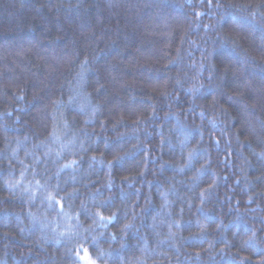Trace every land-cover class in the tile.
<instances>
[{
	"label": "clouds",
	"instance_id": "9594fccd",
	"mask_svg": "<svg viewBox=\"0 0 264 264\" xmlns=\"http://www.w3.org/2000/svg\"><path fill=\"white\" fill-rule=\"evenodd\" d=\"M9 89L0 264H264V0H0Z\"/></svg>",
	"mask_w": 264,
	"mask_h": 264
},
{
	"label": "trees",
	"instance_id": "16d2710c",
	"mask_svg": "<svg viewBox=\"0 0 264 264\" xmlns=\"http://www.w3.org/2000/svg\"><path fill=\"white\" fill-rule=\"evenodd\" d=\"M21 87L24 88V92L21 93L22 95H28L29 89L27 87V85H21ZM13 94V89H9L7 94H6V98H0V104H4V105H8L10 109H14L15 105L14 104H10L9 103V99L11 98ZM16 104H19V101H16ZM50 120V124H51V118H49ZM104 120V117H101V121ZM3 123V120H0V124ZM19 123V122H17ZM49 131H51V127L49 128ZM23 130L19 129V128H11V129H7L5 130L4 128L0 127V149H2L4 147V140L3 137L5 135L10 136V137H15V136H23ZM13 146H15V144H13ZM26 145H22L19 146L17 149V155L22 157L24 160V165H27L29 167V170H31L32 167V161L30 157H26L24 156V150H25ZM3 153H0V159H3ZM10 155V152H9ZM12 165V176L15 179H20V168L22 167V165L20 164V162L18 160L12 159L10 161H6L5 164L3 166H0V176L6 175L8 168L7 165L8 164ZM37 166H39V162H37ZM127 175V173H125ZM9 200H11V197H7ZM159 199V198H157ZM17 207V205L15 203H8L5 205L0 206V222H3L6 217L4 215V209H7L9 212H11L12 210H14ZM89 254L91 253L92 249L89 247L88 249ZM81 255H83V250L81 251ZM162 259V258H161ZM166 264V262H165ZM253 264H256V259L253 258Z\"/></svg>",
	"mask_w": 264,
	"mask_h": 264
},
{
	"label": "snow or ice",
	"instance_id": "6c2138e0",
	"mask_svg": "<svg viewBox=\"0 0 264 264\" xmlns=\"http://www.w3.org/2000/svg\"><path fill=\"white\" fill-rule=\"evenodd\" d=\"M49 199L50 200L52 199L51 193L49 194ZM57 203H60V202L57 201ZM61 206H62V204H61ZM77 255L79 256V259L81 261H87V264H92V262L90 260H87V258H88V250L87 249L83 250V255H81L79 252L77 253Z\"/></svg>",
	"mask_w": 264,
	"mask_h": 264
}]
</instances>
